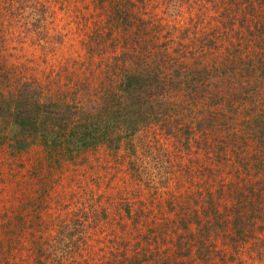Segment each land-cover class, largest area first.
<instances>
[{
    "label": "trees",
    "instance_id": "16d2710c",
    "mask_svg": "<svg viewBox=\"0 0 264 264\" xmlns=\"http://www.w3.org/2000/svg\"><path fill=\"white\" fill-rule=\"evenodd\" d=\"M109 1L111 2L100 0L101 7L106 8L107 4L114 6L115 13L110 11L107 18L98 19L91 36L85 42L86 49L94 54V50L101 46L99 44H104L106 38L113 36L115 30L129 33L119 46L121 52L117 51V54L106 62L94 84H91L89 80L92 73L86 74L85 78H76L74 73L78 66L74 70H70L69 67V71H66L64 75L61 70L49 73L47 87H45L46 83L37 77L32 81L14 79L5 71L2 53L0 56V144L9 143L14 155H21L26 150L34 148L31 146L33 144L45 151V156L50 158L51 164L55 165L80 155H86L81 157L82 159L87 158L92 152L99 153L101 158L112 157L120 162L128 158L133 165L135 164L133 158H136L139 148L145 147L143 151L147 153L153 167L155 165V168L159 169L165 167L168 178H177L179 181L180 178L177 176L184 164L180 160H174L170 154V151H173L170 147L158 145L151 139L140 141L142 131L159 125L166 131L167 137L175 139L177 149L184 146L186 142L190 143L193 137L197 142V133L204 135L202 138L211 133L223 147L221 142L224 140L225 133L212 132L211 127H217L215 123L220 116L225 115L226 108L231 111L229 116L236 119L239 104L244 101L251 106L247 107V113L250 110L253 111V116L243 117L244 122H250L248 127L258 125H255L256 120L259 119V114L264 113L262 97L264 95V10L254 16L253 22L247 23L245 22L247 17L244 19V16L236 11L237 7H233L234 4L226 5L218 15V23L210 30L206 31L208 28L204 27L198 33V30L193 28L195 33L192 39H189V43L182 41L184 34L177 38L176 35L171 34L173 30L169 29L159 33L160 40L149 47L146 46L148 42L139 34L140 28H138L145 26V20L137 25L135 23L137 20L131 17L128 10L132 1L125 6L119 0ZM201 1L196 0L195 5ZM224 2L223 0L203 1L201 7L203 12L199 10L194 12L195 26L203 22L206 14L211 10L221 8ZM234 2L236 6H240L237 1ZM192 6L194 4H191V8ZM174 18L176 19L177 16ZM220 24L232 27L236 25L240 28L230 33V28L223 29ZM99 49H103V46ZM63 76L65 78H62ZM232 82H235V86L225 87ZM78 87L80 89H76ZM257 90L263 93L259 94ZM195 99L207 101L211 110L208 113H205L206 110L203 109L197 110L196 115L191 117L194 122H191L186 120L188 115H186L185 105L193 103ZM234 101L236 106L231 104ZM199 112H202V115H199ZM191 127L201 128L196 131ZM202 144V147L207 144L205 138ZM120 146H124V149L119 150ZM230 152L229 158L232 156V162L236 165L234 151L230 149ZM235 153L238 155V165L235 168V178L229 182L230 191L239 190L237 194L246 198L247 206L244 207V211L247 215L254 217L253 212L259 210L258 217L263 218L264 208L255 205L258 201L252 197L264 200L257 195V190L264 186V142L254 147L242 146L241 150ZM222 155L223 153L219 155L220 159ZM210 156H206L205 160ZM143 160L140 154L137 158L139 162H137V168L146 173L147 178L152 175L158 177V173L154 175L151 174L153 172L147 171L148 168L140 163ZM214 160H218L216 156ZM45 161L41 159L39 167L44 166ZM193 161L197 163L203 159L193 156ZM208 167L206 165L202 168L203 174ZM29 171L30 167L27 164L18 165L16 174L22 177L21 183L27 189L19 185L18 191L22 188L20 192L22 195H19V192H12L2 197L3 215L13 216L12 219L16 220L18 226L29 228L31 222L26 221L28 213L22 211L24 208H29L30 211H34L31 215L34 214L39 222L44 224L42 226L58 227L64 235L61 239H69L66 243L57 244L54 237L52 241L54 240L55 243L51 241L49 247L44 250V254L48 258L51 257L56 264H63L64 257L72 258L71 254L75 253L72 248L80 246L75 244L77 233L97 222L98 204H93L92 207H96L88 210L86 207H77L74 202L70 207L68 205L70 201L64 200V206H60L56 211L48 210L49 213L45 216L43 203L45 204L46 197L50 194L46 189V179H41L40 192L39 188L33 187L34 181L30 176L36 175L42 178V168L40 167L39 174H34L33 170L31 174H28ZM52 172L49 169L43 176L47 177ZM258 173L260 176L254 179L253 175ZM190 174L187 172L186 175ZM249 180L252 181L251 190H249L251 192L246 193L239 187L243 188L244 184L248 186ZM259 183V187L256 188ZM219 192L222 194L221 191ZM238 197L241 201V196ZM17 200L21 202L18 203ZM207 200L210 199L207 197ZM129 206L131 208L128 207V209H132V203ZM109 208L110 205L107 206V209ZM203 214L206 216L205 221L195 212L189 219L182 218L178 223L182 224L183 231H180L171 246L175 254L182 257L193 255L194 259H197V253L203 258L212 257L213 242L210 243L209 239L210 231L215 229L213 228L214 214L209 207L203 211ZM241 218L238 215L233 220L234 224L231 220H217L220 228L225 230L233 242H246L252 239L251 232L245 231L246 225H240ZM193 221L203 225L193 226ZM163 232L168 230L162 229L158 235L153 233L154 237L165 240ZM109 241L112 243L110 250L112 257L110 256L108 260L114 264H144L149 260H152L154 264L185 263V259L177 255H174L176 257L171 260L169 248L164 251L157 249L164 248V246L161 247L160 240L156 241V248L143 241L134 242L133 248L128 243L116 239ZM70 244L76 246L69 248ZM87 247L90 249L89 245ZM80 248L88 251L82 245ZM119 251L120 253H117ZM163 252L167 255L164 256ZM226 256L227 252L223 255L224 263L229 259ZM71 262L68 264H75ZM39 264L45 263L39 261Z\"/></svg>",
    "mask_w": 264,
    "mask_h": 264
},
{
    "label": "rangeland",
    "instance_id": "374dc122",
    "mask_svg": "<svg viewBox=\"0 0 264 264\" xmlns=\"http://www.w3.org/2000/svg\"><path fill=\"white\" fill-rule=\"evenodd\" d=\"M119 1L124 6L132 1L128 10L131 17L137 20H134L137 25L145 20V26L138 28H140L139 34L148 42L146 46L149 47L160 40L159 33L169 29L173 30L171 34L176 35L177 38L184 34L182 41L189 43V39H192L195 33L193 28L198 30V33L204 27L208 28L206 31L210 30L218 23V15L226 5L234 4L233 7H237L236 11L241 13L244 19L247 17L245 19L247 23L253 22L254 16L264 10V0H223L225 2L220 6L221 8L211 10L206 14L205 20L195 26L194 12L198 10L203 12L201 7L203 1L206 2V0H202L197 5H195L196 0H183L182 2L180 0ZM234 1H237L240 6H236ZM109 2L111 1L107 0V3ZM191 4H194L192 8ZM110 11L115 13L114 6L107 4L106 8L101 7L100 0H0V56L3 53L5 71L14 79L32 81L37 77L46 83L49 73L61 70L64 75L66 71H69V67L70 70H74L78 66L74 73L76 78H85L86 74L92 73L89 76L90 83H96L106 62L116 55L117 51L121 52L119 46L129 33L115 30L113 36L107 37L104 44H99L103 46V49H99L101 46L97 47L94 54L86 49L87 43L85 42L91 36L95 23L99 18H107ZM220 27L226 30L230 28V33L240 28L236 25L232 27L222 26V24ZM229 85L235 86V82L225 87L228 88ZM258 90L257 93H263ZM262 97L264 98V95ZM231 104L236 106L235 101ZM249 106L250 104L245 101L240 102L236 119L229 116L231 111L226 108L225 115L220 116L217 119L218 122L215 123L217 127H211L212 132L225 133L224 140L221 142L223 147L211 133L204 137L207 143L205 146L202 147L204 135L196 132L197 142L193 137L190 140L191 144L186 142L180 149H177L175 139L167 137L166 131L159 125L140 133V141L151 139L158 145H164L173 150L170 154L174 160H180L184 164L177 176L180 178L179 181L177 178H168L165 167L161 169L155 168L156 165L153 167L147 153L143 151L145 147H140L136 158H133L135 166L131 165L128 158H122L123 161L120 162L112 157L101 158L97 152L90 153L87 158L82 159L81 157H86V155H80L55 165L51 164L50 158L45 156V151L40 147L37 148L32 144L34 148L26 150L21 155H14L9 143L2 142L0 144V264H39V261L45 264H56L51 257L48 258L44 254V250L49 247L54 237L57 244L66 243L69 239H61L64 235L58 227L42 226L44 224L39 222L34 214L31 215L34 211H30L29 208L22 210L28 213L26 221L31 222L29 228L18 226L16 220L12 219L13 216L3 215L2 197L12 192H19V195H22L20 194L22 188L27 189L21 183L22 177L16 174L20 163L30 167L28 174H31L32 170L34 174H39L40 167L42 168V178L36 175L30 178L34 181L33 187L39 188L40 192L42 190L41 179H46V189L50 194L46 197L45 204L43 203L45 216L49 213L48 210L52 212L64 206V200L70 201L68 203L70 207L76 203L77 207H86L88 210L96 207H92L93 204H98L96 210L99 218L95 225H86L87 228H83L75 236L77 238L75 244L86 247L89 252L81 249L80 246L72 248L75 253L71 254L72 258L64 257L63 264L71 261L75 264H114L108 260L110 256L112 257L110 239L128 243L131 248L134 247L133 244L136 241H143L156 248V241L160 240V245L164 248L157 249L164 251L169 248L170 257L173 260L176 257L174 255L177 254L171 246L180 231H183L182 224L178 223L182 218L189 219L195 212L205 221L206 216L203 211L207 207L214 214L213 228L215 229L210 231L209 239L210 243L213 242L212 257L203 258L198 253L197 259H194L193 255L183 257L177 255L185 259L183 264L197 262L198 264H264V229H262L264 217H258L259 210L254 212L252 210L254 217L247 215L244 211V207L247 206L245 205L246 198L237 194L239 190L230 191L231 185H229V182L236 176L235 168L238 165V155L235 151L241 150L242 146L254 147L264 142V113L263 115L258 113L259 119L255 123V125L258 124L257 126L248 127L250 122H244L243 117L253 116L252 110L247 113ZM185 107H187L186 115H188L186 120L191 122H194L191 117L196 115L197 110H206L205 113L211 110L210 104L200 99L187 103ZM199 115H202V112H199ZM232 125L234 127H231ZM191 128L199 131L201 127ZM122 149L124 146H120L119 150ZM230 149L234 151L237 159L236 165L232 162V156L229 158ZM221 153H223L222 159L219 158ZM140 154L144 159L140 163L148 168V172H153L151 174L157 175L158 173V177L152 175L147 178V174L137 168L139 163L137 158ZM209 155H211L210 158L205 160ZM193 156L201 157L203 161L195 163ZM215 156L218 160H214ZM41 159L46 161L44 166L39 167ZM206 165L209 167L205 168V174H203L202 168ZM49 169L53 172L44 177L43 174ZM187 172L191 174L186 175ZM259 176V173L253 175L254 179ZM19 185H22L20 191H18ZM250 185H252L251 180L248 186L244 184L243 188H239L249 193L251 192L249 191L251 190ZM259 185L260 183L256 188ZM257 192L259 197L264 198V186ZM238 196H241V201ZM207 197L210 200H207ZM252 198L258 201L255 205L264 208V200L255 196ZM131 203L132 209H128V207L131 208L129 206ZM111 204L114 205L111 206ZM109 205L111 209H107ZM238 215L242 217L240 225H246L245 231L251 232V240L233 242L225 230L220 228L217 220H231L233 223ZM197 224L198 226L203 225L196 221L192 222L193 226ZM243 226L241 228H244ZM162 229L168 230V232H163L165 240L154 237V234L158 235ZM52 242L55 243L54 240ZM76 245L70 244L69 248ZM226 252V257L229 259L224 263L223 255ZM163 255L166 256L167 253L163 252ZM144 264L154 263L149 260Z\"/></svg>",
    "mask_w": 264,
    "mask_h": 264
}]
</instances>
